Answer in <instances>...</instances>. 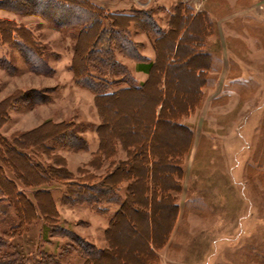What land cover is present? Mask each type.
Returning <instances> with one entry per match:
<instances>
[{"label":"rangeland","instance_id":"rangeland-1","mask_svg":"<svg viewBox=\"0 0 264 264\" xmlns=\"http://www.w3.org/2000/svg\"><path fill=\"white\" fill-rule=\"evenodd\" d=\"M121 1L131 2L127 10L141 6L132 0H0V104L5 103L3 113L7 115L0 126V145L11 144L17 134L34 130L45 122H72L76 125L77 137L92 143L98 125L93 93L75 84L68 70L81 20L88 16L81 3L105 7L104 11L112 12ZM240 3L230 30L225 31V20L218 21V34L212 48L224 62L211 63L209 70L213 72L215 68L217 73L208 74L207 80L213 82L214 87L201 92L199 107L186 120L197 128L196 139L200 140L201 147L195 152L191 150L188 163L185 162L180 204L188 198L207 206L203 213L197 212L200 215L186 211L178 218L170 241L177 250H161L164 264H264V0ZM89 15L91 20L93 15ZM197 22L194 27H199ZM104 27H108V23H104ZM191 39L198 40V34ZM189 40L186 35L179 50L180 64L186 55L184 50L189 49L185 46ZM171 41L172 37L167 38L165 44L170 45ZM83 42L84 37L78 47L77 63L82 57ZM190 65L187 62L184 67L179 66L171 80L170 84L180 85L181 89L183 83V89H178L173 99L176 105L183 102L184 97L189 99L195 95L197 79L188 72ZM148 91L154 92L152 84ZM132 97L137 99L135 95ZM137 101L129 103L123 98V107L113 105L117 107L110 109L114 122L125 128L141 129V119L149 121L153 103ZM45 129L52 133L51 128ZM44 131L28 137L27 142L36 145ZM128 133L132 137L139 136ZM139 133L141 136V131ZM181 135L163 123L154 137L157 144L162 139L166 148L173 149L172 140ZM51 149L38 153L30 148L26 153L42 164L60 155L72 174L86 163L87 156L82 150ZM56 160L60 162L57 157ZM4 173L14 176L5 168ZM52 190L60 197L61 186L54 184ZM25 193L31 198L29 189H25ZM57 204L60 218L52 234L42 218L32 223L26 232L18 233L8 231L9 226L17 222L14 212L3 208L0 201V263L82 264L85 255L79 251L83 245L79 249L78 241L86 239V243L89 240L100 246L110 215H95L81 205L69 208V204ZM168 209L167 203L155 206L159 211H154L151 222L140 218L143 224L139 225L138 232L120 219L112 236L118 241L115 246L118 259L114 256L113 261L132 264L131 257L141 258L146 251L143 237L157 236L162 225H169L172 213ZM152 219L158 228L153 226ZM165 230L164 227L163 232ZM67 233L73 234L75 239ZM134 233L140 237L136 244L130 243L135 240ZM76 249L79 255L74 252ZM12 253L15 254L9 256Z\"/></svg>","mask_w":264,"mask_h":264},{"label":"trees","instance_id":"trees-1","mask_svg":"<svg viewBox=\"0 0 264 264\" xmlns=\"http://www.w3.org/2000/svg\"><path fill=\"white\" fill-rule=\"evenodd\" d=\"M69 2L74 3L75 1ZM81 6L84 8L86 16H88L86 20H81L69 70L75 84L95 95L94 105L100 118V126L97 129L99 147L92 153L91 159L80 166L76 174H72L67 170L65 159L60 155L49 158L50 163L47 161L46 164H42L36 162L26 153L30 148L35 149L38 153L39 151H49L51 147L84 150L86 147L85 140L82 137H77V134L74 133L76 125L72 122H45L34 130L12 136L11 144H1L0 201L3 202V208L11 209L14 212L17 222L10 225L8 231L26 232L29 226L41 217L43 224L48 226L51 233L52 228L54 229L58 224L59 219V214L55 209L50 193L53 185L56 184L63 188V201L66 204L75 206L86 204L97 213L102 212L100 205L106 203L119 205V210L111 218L106 232L107 249L97 250L90 243H86L85 240L80 239L78 241V243L80 242L78 244L79 249L83 245L82 249L78 250L85 255L84 257L81 256L85 264H116L112 257L115 256L118 259L115 248L118 241L113 240L112 236L119 220L123 219L125 225L127 224L129 228L134 227V231L138 232L139 225L143 224L141 219H144L145 222H151L154 211H159L155 210V206L160 207L167 203L172 216L168 222L169 225H164L166 230L164 232V229L162 230L158 240L152 234V236L143 237L142 243L145 245L146 251L141 258L131 257L132 264L134 259L141 260L143 264H154L158 261L156 251L167 245L177 224L178 200L183 188L181 180L184 178V165L192 150L194 141V132L179 122L199 107L202 96L200 88L205 84L207 75L199 73L196 76L194 68L189 69L188 72H192L193 77L197 79L195 95L189 99L184 97L183 102L176 105L173 99L178 90L170 83L176 76L177 68L179 66L184 67L183 65L187 63L181 62L183 65L180 64L178 58L182 54L175 53L173 57L175 61H170L169 68L165 73H162L161 70L164 68L161 66H166L165 54H162L156 64L144 63L141 70L147 73L148 80L141 85H137L128 74L127 69L116 61L117 54L134 60L139 58L137 46L132 43L127 31L130 24H137L149 36L154 37L159 45L167 38L172 37L171 48V44H173L176 37L173 39V36L163 35L146 12L139 11L133 13L134 15H126L104 11V9L91 6L87 2L81 3ZM87 12L93 15L91 20ZM104 23H108V27H104ZM62 25H64V22ZM199 27L194 28L198 30ZM83 37L85 42L82 44V57L80 63H77L78 47L81 40L83 41ZM201 40L204 41V36ZM8 41L7 43H11ZM25 43L32 46L30 41L25 40ZM190 64L202 69L206 66V63ZM93 71L100 75L95 76L92 73ZM170 74L172 75L171 78ZM163 75L165 79L164 88L160 83ZM177 79L175 77V80ZM150 84H152L154 92L148 91ZM121 86H124V88L113 91V88ZM134 95L138 101L132 97ZM172 96L173 98H171ZM123 98L127 99L129 103L130 101L133 103L137 101L141 104L153 103L149 121L144 118L141 119L143 121L141 129L137 127H133V129L125 128L114 122L110 109L117 108L113 106L115 104L123 107L121 104ZM4 105V102L0 104V108H2L0 126L7 118V115L3 113ZM159 107L160 110L157 113ZM163 123L172 132L182 133L181 136H176L172 140V143L175 144L173 149L171 146L166 148L162 139L159 140V144L155 141V132L162 127ZM47 127L51 128L52 133L46 132L45 128ZM40 131L45 132L42 135L43 138L37 141L36 145L29 144L27 142L28 137L34 136ZM128 131L133 135L139 134V136L132 137ZM139 131H141V136ZM147 131L146 135L145 132ZM184 136L186 137L185 142L180 143L178 138ZM116 144L121 146V150L125 154L123 160H115ZM156 144L158 149L155 148ZM56 157L60 159V162L55 161ZM105 162H107V166ZM103 167L102 174L98 175V171ZM4 168L12 172L14 176L6 175ZM25 189L30 190L31 198L26 195ZM120 190L124 191L123 198L118 194ZM193 203H195V199L185 201V204ZM4 211L7 214L6 210ZM154 222L153 226H155ZM128 226L126 227L128 228ZM136 234L134 233L135 240L133 241L140 242V237ZM67 235L75 237L71 233H67ZM159 240L161 241L159 242ZM150 246L153 247L154 252H151ZM76 251L77 249L74 252L79 255ZM14 254L12 253L9 256ZM1 258H4V256ZM0 264H12V261H3Z\"/></svg>","mask_w":264,"mask_h":264},{"label":"crops","instance_id":"crops-1","mask_svg":"<svg viewBox=\"0 0 264 264\" xmlns=\"http://www.w3.org/2000/svg\"><path fill=\"white\" fill-rule=\"evenodd\" d=\"M132 1H135L138 5H141V6L136 7L134 10H131V9L127 10L125 8L127 6H130L131 2H129L128 4L125 1H121L122 4L118 6L115 5L114 9H111V11L116 12V13L126 14V15L133 14L139 11L146 12L151 17L156 28L159 29L160 32L163 33V35L166 34V35L173 36V39L174 37H176L173 44H171V48L169 44L168 45L165 44V41L161 43L162 45L161 44L159 45V43L155 41L154 37L149 36V34L144 32L137 24H134V23L130 24L127 31L129 33L132 43L135 46H137V52H138L139 58L138 60L137 59L134 60L132 58L125 57L121 54H117L116 61L122 64L127 69L130 77L133 79L134 82H136L137 85H141L148 80L147 73L141 70L144 67V63H155L156 64L157 61L160 59L161 55L165 54L166 66H161L162 68H164L161 70L162 73H165V71L169 68L168 67L169 62L175 61L173 57L175 56V53H178L179 50L181 49L182 43L185 40L186 35H188L190 38H195L198 34L199 39L196 41L194 39L192 40L190 39L189 41H186L188 44L185 42L186 43L185 46L189 49L184 50V53L186 55L184 56L182 63H187V62L191 63V60L196 58L193 63H199V61H201L200 63H206L205 68L202 69L201 67L190 65L188 67V70L189 69L191 70V68L193 67L196 76H198L199 73H202V75H208L212 73L216 74L217 72L215 71V68L213 72L209 70V69H212L211 63H218L219 61L221 63L224 62V60L218 59L217 51L214 49V47L212 48V45L216 43V36L218 34V30H217L218 21L225 20L224 22L225 27H226L225 31L227 32L228 29L229 30L231 29V26L233 24L232 22L234 20L233 16H235L234 12L236 9H238V5L241 4L240 2L250 3L251 0H132ZM102 8L104 9L105 7H102ZM117 8H121V9H117ZM157 11H159L158 12V14H160L159 16L156 14ZM228 19H231L229 24H228ZM195 22L200 24L198 32L196 31L197 29L193 27V23ZM200 29L202 32L200 31ZM203 36H204V41L202 42L201 39H203ZM138 37H140V40ZM179 46L181 47L179 48ZM199 58H203V59L199 60ZM178 59L181 60V57ZM68 70H69V67H68ZM164 80L165 79L163 75L162 78L160 79L162 88H164L163 86L165 84ZM216 83L217 82L215 81V85ZM213 87H214L213 82L208 81L207 76H206L205 84L201 86L200 90L201 92L206 91V89H208L209 91ZM122 88H124V86L115 87L113 88V91H116ZM88 92L92 94L90 91ZM94 97L95 95L93 94V101H94ZM159 110H160V107L157 109L156 112L158 113ZM95 112L98 118V125L96 126V129L94 130V135H93L94 140H92V143H90L87 139H85L86 147L84 150L81 151L85 153L84 154L85 156H87V158L85 159L86 163L91 159L92 153L95 152L99 147L97 129L100 126V118L98 116L96 108H95ZM193 112H191L187 117L183 118L179 123L181 125L188 127L192 132H194V141H193L194 143L192 146L193 147L192 150L195 152L196 148L199 149V147H201L200 140L196 139L197 128L195 126H191L190 124L186 122V120H188V118ZM115 150H116L115 160L116 161L123 160L125 158V154L121 150V146L119 144H116ZM189 158H190V155H189ZM193 160L194 159H192L191 162ZM105 164L107 166V162H105ZM104 167L98 171V175L102 174V170L104 169ZM50 193L52 196L55 209L59 214V206L57 202L61 203L62 205L65 204L63 201L64 190L62 188L60 197L55 196V191H53L52 189ZM118 194L119 196H121V198H123L124 191L120 190ZM186 200L190 201L191 199H188V198L184 199L182 204H180L181 199L179 198L178 200V206H179L178 218H180L182 214L185 213L186 211H190L195 214L203 213L204 208H206L207 206L201 203L199 204L196 203V200H195V203L193 204H185ZM72 207L73 206L71 205L69 206V208H72ZM81 207H86L90 212L98 216L110 215L107 226L103 232V238L101 240L100 246L98 247L94 243L88 240V242L91 245H93L97 250L102 251V250L107 249L108 240H107L106 232L109 228L111 218H113L115 213L119 210V205L114 204V203H106V204L100 205V208L102 210L101 213L95 212L93 209H91L90 206L86 204H82ZM59 218H60V214H59ZM178 218H177V222H178ZM160 241L161 240H159V242ZM170 241H171V237H170V240L167 242V245L161 250L163 251L168 250V249L177 250L176 246L173 245V243L170 244ZM150 250L151 252L155 251V250L153 251L152 246H150ZM161 250L156 251L158 261L157 263H154V264H164L163 263L164 261L162 260V257H161L162 256ZM151 255H153V253H151ZM82 264H85L84 260H82Z\"/></svg>","mask_w":264,"mask_h":264},{"label":"bare ground","instance_id":"bare-ground-1","mask_svg":"<svg viewBox=\"0 0 264 264\" xmlns=\"http://www.w3.org/2000/svg\"><path fill=\"white\" fill-rule=\"evenodd\" d=\"M182 85H183V83H182ZM175 89H181V87L180 86H178V87H176ZM149 100V99H148ZM185 139H186V137L184 136V137H180V139L178 138V140L180 141V143H184L185 142ZM181 147V146H180ZM167 210V209H166ZM166 215V214H165ZM161 219H162V216H161ZM158 224H155V227H159V226H157ZM160 225V224H159ZM154 229V228H153ZM164 229V225H162L160 228H159V234L162 232V230ZM161 235V234H160ZM158 237H160L159 235L158 236H156V240H158ZM130 243H132V244H136L137 243V241H132V242H130ZM121 254V253H120ZM113 264V263H112ZM133 264H143V262L141 261V260H137V259H134V263Z\"/></svg>","mask_w":264,"mask_h":264}]
</instances>
